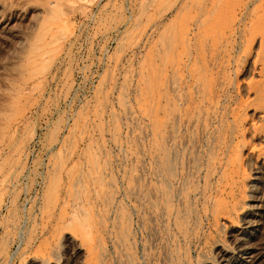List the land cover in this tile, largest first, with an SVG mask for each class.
<instances>
[{
  "label": "rangeland",
  "instance_id": "374dc122",
  "mask_svg": "<svg viewBox=\"0 0 264 264\" xmlns=\"http://www.w3.org/2000/svg\"><path fill=\"white\" fill-rule=\"evenodd\" d=\"M199 1L0 0V264H227L242 239L263 252L246 264H264V218L245 233L264 202L255 160L210 148L216 120L180 114ZM223 190L238 196L230 217L215 214Z\"/></svg>",
  "mask_w": 264,
  "mask_h": 264
},
{
  "label": "bare ground",
  "instance_id": "6f19581e",
  "mask_svg": "<svg viewBox=\"0 0 264 264\" xmlns=\"http://www.w3.org/2000/svg\"><path fill=\"white\" fill-rule=\"evenodd\" d=\"M196 7L197 11L194 19L191 24L186 27L183 35L185 53L180 65L183 70L180 83L181 92L178 91L179 94L181 93L180 96L182 103H180L183 108L182 110L180 109L182 113H180L181 111L179 113L182 114L183 120L186 123L200 124L202 129H206L212 121L216 120V127L213 126L214 129L209 131V135L207 134L210 148L213 150H215V148L220 150L218 148V145L220 144L221 150H229V152L231 151L232 153H236V159L240 157V152H244L246 158L245 161H250L249 159L255 160V164H257L256 166L258 169V175H256L257 178H255L259 182L261 179L264 180V0H200ZM172 81L173 80H171L170 83L174 86V81ZM171 117L173 118V115ZM174 120H176V118H174ZM166 123L167 122L165 121L164 124L166 125ZM168 125H170V123ZM195 127L196 125L193 129H195ZM165 131L166 130H164V132ZM204 131L205 130H203V132ZM228 139H233V141L235 140L232 147L227 144ZM253 140H257L258 143L253 144ZM157 148L161 152V158L159 160L160 169L166 177L171 178L174 166L172 165L170 152L166 149V147H164V145L161 144H158ZM211 152L213 151L211 150ZM231 162L229 160L228 163ZM224 175L222 174L223 177ZM231 176V178H233L232 173ZM170 178L168 182L166 181V183H169L172 179ZM233 180L234 179H230V177H225V184L223 183L226 186L225 188H227L231 182L234 183L235 180ZM167 185L168 184H166V186ZM258 187V185L256 187H254V185L252 186L253 189H256L254 190L255 192ZM232 188H235V185ZM187 189H189V187ZM164 190H162L163 196L166 194L163 193ZM258 194H256L258 196V200H254L255 205H251L250 207V217L251 215L252 217L245 220V233L247 239L248 237L253 236L257 230V225H259L258 223L264 218V202H262L263 200L260 201L261 196L259 197ZM221 196L222 199L220 200L216 199V201L214 200L215 198L213 199L217 205L215 214H222L227 217L231 211H235L239 208L240 205L238 206V196L236 197L233 191L231 193L227 192V190H223ZM167 201L168 200H166V202ZM184 204H186V202ZM241 208L242 207H240V209ZM169 209L170 208H167L168 211ZM167 212L166 214L170 215V213ZM186 212L188 213L190 211L180 209L176 216L179 217L177 218V225L179 228H182V223L185 222L184 214ZM63 216L65 215L63 214ZM64 219L61 218L60 220L62 221ZM188 219L189 218H187V220ZM187 226L189 227V225ZM125 227L126 226H124V229L122 228L121 230H125ZM185 228L186 227H184V230H186ZM125 231H127V229ZM124 232L121 233L120 231V238H123V236L126 237ZM242 242L243 243L239 245L238 253H235L236 255H233L227 264H246L248 262H256L259 259V256L263 253L262 250L260 251L256 248L258 246L255 247L256 244L254 245L252 243L254 245L253 246L243 239ZM258 242L260 243L262 241ZM46 244L43 241L40 243V246H44L46 248ZM262 244H264V242H262ZM40 246L37 248H41ZM261 246L263 247L264 245L260 244V247ZM70 248L71 254H73L72 252L76 250V246L73 245ZM86 256L87 255H85V257ZM90 260L93 261L92 258ZM75 261L76 262H74V264H88L87 261L89 260L83 261L82 259L77 258ZM38 262L37 257L30 261L31 264H37ZM65 264L67 263L65 262Z\"/></svg>",
  "mask_w": 264,
  "mask_h": 264
}]
</instances>
